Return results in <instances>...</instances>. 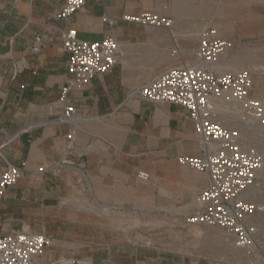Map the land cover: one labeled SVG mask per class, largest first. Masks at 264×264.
<instances>
[{"label":"crops","instance_id":"1","mask_svg":"<svg viewBox=\"0 0 264 264\" xmlns=\"http://www.w3.org/2000/svg\"><path fill=\"white\" fill-rule=\"evenodd\" d=\"M182 1L87 0L84 9L61 20L52 15L63 0H0V174L7 162L23 172L7 191L0 234L28 229L52 237L54 245L34 264H141L138 247L124 241L108 214L93 208L140 211L195 202L208 183L207 174L178 162L181 155L200 154L187 109L134 96L145 78L128 52L110 72L71 94L74 122H55L67 75L63 30L100 41L110 31V16L118 19L113 32L121 44H151L171 62L174 26L168 31L122 17L157 11L176 19ZM36 35L43 37L39 52L32 50ZM139 170L150 173L148 182L138 180Z\"/></svg>","mask_w":264,"mask_h":264},{"label":"built area","instance_id":"2","mask_svg":"<svg viewBox=\"0 0 264 264\" xmlns=\"http://www.w3.org/2000/svg\"><path fill=\"white\" fill-rule=\"evenodd\" d=\"M86 4L87 0H63L52 17L68 20ZM117 20L105 16L110 31L100 41L81 39L72 28L61 32L68 61L56 123L74 122L77 106L71 94L121 62V43L113 32ZM122 20L169 31L175 22L173 17L157 11L124 15ZM42 38L36 35L34 52L41 51ZM235 51L234 41L221 36L217 27H205L199 33L192 64L184 62L176 44L171 55L182 64L165 68L140 85L133 95L152 103L179 104L194 122L200 154L181 155L178 162L207 174L208 183L197 194L193 208L181 213L185 224L222 229L235 248L252 253L263 234L257 216L264 212V205L250 191L256 185L263 159L256 149L246 146L240 127L230 121L238 116L239 121L264 125V100L252 95L254 81L250 70L230 67ZM67 137L72 146L75 131ZM22 176L20 167L7 162L0 174V218L8 189ZM137 178L148 182L151 176L139 170ZM179 209L184 210L182 206ZM53 245L52 237L28 229L0 234V264H34L35 258Z\"/></svg>","mask_w":264,"mask_h":264},{"label":"rangeland","instance_id":"3","mask_svg":"<svg viewBox=\"0 0 264 264\" xmlns=\"http://www.w3.org/2000/svg\"><path fill=\"white\" fill-rule=\"evenodd\" d=\"M174 10L178 15L171 32L177 37L184 62L192 64L200 31L215 26L236 45L230 67L250 70L254 81L252 95L264 100V0H184ZM122 44V52H128L140 65L141 77L145 78L141 85L165 68L182 64L177 57L166 61L164 50L151 44ZM240 119L237 116L230 122L240 127L246 146L256 149L263 159L253 196L264 205V125ZM192 200L140 211L107 207L93 210L108 214L110 225L122 232L124 241L138 247L141 264H264V212L257 216L263 234L256 249L249 253L235 248L222 229L185 224L181 213L193 208ZM81 203L80 210H84L83 197Z\"/></svg>","mask_w":264,"mask_h":264},{"label":"bare ground","instance_id":"4","mask_svg":"<svg viewBox=\"0 0 264 264\" xmlns=\"http://www.w3.org/2000/svg\"><path fill=\"white\" fill-rule=\"evenodd\" d=\"M175 20V19H174ZM175 23V22H174ZM174 26V25H173ZM169 31V30H168ZM227 37V36H226ZM180 52V51H179ZM194 54H195V50H194ZM193 54V55H194ZM194 58H195V56H194ZM179 59V58H178ZM194 61V60H193ZM178 66V65H177ZM256 192V189L255 188H253L251 191H250V193L251 194H254Z\"/></svg>","mask_w":264,"mask_h":264}]
</instances>
